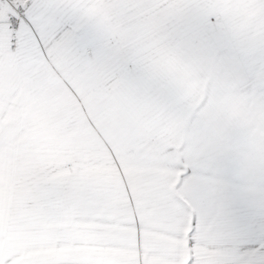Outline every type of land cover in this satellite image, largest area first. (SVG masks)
Listing matches in <instances>:
<instances>
[{
	"label": "snow or ice",
	"instance_id": "snow-or-ice-1",
	"mask_svg": "<svg viewBox=\"0 0 264 264\" xmlns=\"http://www.w3.org/2000/svg\"><path fill=\"white\" fill-rule=\"evenodd\" d=\"M0 264H264V0H0Z\"/></svg>",
	"mask_w": 264,
	"mask_h": 264
}]
</instances>
